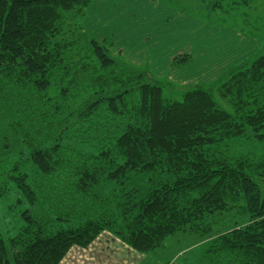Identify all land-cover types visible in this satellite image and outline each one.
Listing matches in <instances>:
<instances>
[{"label": "trees", "instance_id": "trees-1", "mask_svg": "<svg viewBox=\"0 0 264 264\" xmlns=\"http://www.w3.org/2000/svg\"><path fill=\"white\" fill-rule=\"evenodd\" d=\"M93 1L0 0V158L28 143L50 182L86 192L82 209L81 200L71 207L57 197V185L31 186L20 151L11 173L27 204L24 224L9 239L12 259L0 235V264H60L104 230L148 252L178 231L210 234V217L239 206L249 222L212 236L206 251L215 264H264V153L237 150L264 142V56L223 77L218 92L234 112L200 86L166 100L146 73L88 35ZM144 172L159 174L158 185L139 200L137 189L125 193L121 211L90 200L104 178Z\"/></svg>", "mask_w": 264, "mask_h": 264}, {"label": "rangeland", "instance_id": "rangeland-1", "mask_svg": "<svg viewBox=\"0 0 264 264\" xmlns=\"http://www.w3.org/2000/svg\"><path fill=\"white\" fill-rule=\"evenodd\" d=\"M119 1L94 0L86 8L83 21L84 28L90 37L104 41L108 47V53L112 57L125 60L131 63L135 69L137 68V71L146 73L147 81L156 83L163 88L166 100L182 99L187 88L200 86L208 89L220 107L234 112L232 104L218 92L225 81L223 77L229 75L234 67L229 66L225 74L214 79L213 73L208 72L209 66L206 63L219 68L214 39L216 35H218V39L222 36H231L229 31L221 29L225 27L236 28L242 34L257 37L260 42V54L264 56V0H174L168 2V4L174 5V11L165 8L157 9L151 4L149 11L141 12L142 9L133 8L132 14L124 8H118ZM129 1L139 2L142 0ZM150 13V18H141V15ZM133 14L135 15L133 16ZM184 14L190 15V17H185ZM124 28L129 29V32H125ZM238 30L237 32H239ZM203 38L204 41H202ZM197 40L200 41L197 42ZM208 40L212 43H209ZM196 42L198 47H193ZM200 44H203L204 47L199 48ZM146 55H149L151 59H147ZM258 57L253 58V61ZM232 60L222 59L223 68L225 69L232 63ZM9 114L13 122L19 120V125H23L14 113ZM22 116H30V113L22 111ZM28 130L30 131L31 128L23 127L19 129V132L24 133ZM36 130L39 133L38 126ZM41 134L43 133L40 132ZM250 142L243 143L244 146H238L237 150L244 153H264V142L255 140L254 143L250 144ZM100 145L101 142H96L94 149H98ZM78 146L83 149L82 144ZM20 151L24 154L22 162L26 163V166H22L24 174L21 173V176L31 186L57 185L62 193L57 197L63 198L64 194L71 207L79 200H81L82 209L86 206L84 203L86 192L74 194L75 189L72 184L65 182L62 185L50 182L53 179L46 176L29 158L28 143L23 148L10 153L6 160L5 157L0 158V235L7 241L10 259H12V250L9 239L24 224L20 212L27 206L26 203L18 201L23 197L21 191L15 188V176L18 174L11 173L13 162H18L21 158ZM159 176L154 172H144L121 182L104 178L92 192L90 200L98 201V205L109 202L116 212L121 211V201L127 200L125 193L137 189L136 200H139L158 185L157 178ZM53 213L55 214L54 210ZM249 220L250 215L239 206L210 217V221H214L210 234L200 235L189 231H178L167 236L163 246L148 253L138 251L140 253L137 254H140V259L146 256H150V258L157 256L158 261L162 258L176 257L177 264H215L214 256L206 251L208 240L220 231L245 225ZM112 233L116 236L114 232ZM104 238L105 236L92 242L90 249L78 245L73 246L61 263L119 264L116 259L126 256L127 261L123 263L133 264V259L138 258L119 245H111L106 248ZM116 240H120L118 236H116ZM79 247L89 253L86 255L73 251L74 248ZM152 262L151 260L144 263L141 259L134 264H152ZM12 264H14L13 261Z\"/></svg>", "mask_w": 264, "mask_h": 264}, {"label": "crops", "instance_id": "crops-1", "mask_svg": "<svg viewBox=\"0 0 264 264\" xmlns=\"http://www.w3.org/2000/svg\"><path fill=\"white\" fill-rule=\"evenodd\" d=\"M170 1H174V0H157V1L156 0H142L139 2H133V1H129V0H120L118 8H124L128 11V13L132 14L131 10L133 8L134 9L140 8V9H142L141 12H147V11H149V8L151 7V4H152L154 6V8H157V9L165 8V9H170V10L174 11V5L172 3L168 4V2H170ZM136 5H140L142 7H138ZM177 12L179 13V11H177ZM134 15L135 14H133V16ZM184 15H185V17H190V15H187V14H184ZM150 17H151V13L141 15V18L148 19ZM221 29L229 31L231 36H227V37L222 36L220 39H218V35L215 36L216 38L214 39V48L217 52L216 55L218 58L217 64L219 66V68H218L219 70L215 66H212L210 63H206L209 66L208 72L213 73L214 79L216 77L219 78L223 74H225V72H227V70L229 69L228 68L229 66L234 67L232 69V72L236 71L238 69L240 70L243 67L249 66L251 64V62L253 61V58H255L257 56H261V54H260V42L258 41L257 37H254L253 35H247L245 33H243L244 34L243 35L238 29L237 30L240 33L237 32L236 28H232V27H225V28H221ZM128 30L129 29L124 28L125 32H129ZM130 36H128V38H130ZM197 37H199V36L197 35ZM199 41L200 40H197V42H199ZM202 41H204V38L202 39ZM208 41H209V43H212V42H210V40H208ZM197 42L195 43V46L192 44L193 47H198ZM202 47H204L203 44H200L199 48H202ZM146 58L149 60L151 59L149 55H146ZM222 59H224L225 61L229 60V59H233L232 60L233 62L230 63L224 69L222 66V63H223ZM232 67H230V68H232ZM112 232L113 231H110V230H104L93 242H95L98 239H100L101 237L105 236V238H104L105 242L104 243L106 245V248L110 247L111 245H119V247L121 246V247L125 248L128 253H130V254L132 253L133 255L138 257V258L133 259V264L136 261H139L141 259H143L144 263H147V262L152 260L153 261L152 264H167L170 261H174L175 264H177L176 263V260H177L176 257L165 258V259L162 258L159 261L157 259V256H154L153 258H150V256H146L145 258L143 257L140 259L139 258L140 254H137V253H140L141 251L138 252L139 250L132 248L126 241H124L119 235H117L115 233L116 236H118L120 239V240H116V236L113 235ZM90 245L87 247L88 249H90ZM73 251H76L78 253H85L86 255L89 253L80 247L74 248ZM148 252H151V251H148ZM148 255H150V254H148ZM125 258H126V256H124V258H117L116 261L119 264H124L123 262L127 261V259H125ZM119 260H120V262H119ZM61 264H63V263H61ZM100 264H102V263H100ZM107 264H109V263H107Z\"/></svg>", "mask_w": 264, "mask_h": 264}, {"label": "built area", "instance_id": "built-area-1", "mask_svg": "<svg viewBox=\"0 0 264 264\" xmlns=\"http://www.w3.org/2000/svg\"><path fill=\"white\" fill-rule=\"evenodd\" d=\"M167 264H175V263H174V261H170V262H168Z\"/></svg>", "mask_w": 264, "mask_h": 264}]
</instances>
